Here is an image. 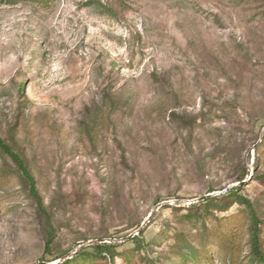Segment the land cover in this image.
I'll list each match as a JSON object with an SVG mask.
<instances>
[{
    "label": "rangeland",
    "instance_id": "obj_1",
    "mask_svg": "<svg viewBox=\"0 0 264 264\" xmlns=\"http://www.w3.org/2000/svg\"><path fill=\"white\" fill-rule=\"evenodd\" d=\"M263 128L264 0L0 2V264H260Z\"/></svg>",
    "mask_w": 264,
    "mask_h": 264
},
{
    "label": "trees",
    "instance_id": "obj_2",
    "mask_svg": "<svg viewBox=\"0 0 264 264\" xmlns=\"http://www.w3.org/2000/svg\"><path fill=\"white\" fill-rule=\"evenodd\" d=\"M22 1L41 2L42 0H0V2L2 4H5V5H16ZM0 149H2V151L4 153H6L11 158V160L17 165L23 179L27 182L29 194L35 199L36 205L39 208V210L42 211L43 209H42L41 199L36 192L33 178L30 176V174H29V172H28V170L24 164V161L19 157L18 154L12 152L1 141H0ZM245 174H246V170L244 171L243 176L239 179V181L243 180ZM211 192H213V191H211ZM237 192H238V189H229L225 192L224 195H221L220 197H207L204 200L199 201L197 204L198 205H204L205 207H208L214 201H217V200L222 201V200L226 199V200H230L233 203H238V204L244 205L245 207H250L249 202L246 199H244L243 197L239 196L237 194ZM224 207H227V205ZM252 230H253V233H252L253 254L255 256V259L260 264H264V254L262 253V251L260 249L259 240H258V236H257V230L258 229H257L256 224H253ZM137 240H138V238L133 237L131 240H129V242L136 243ZM48 244H49V240L46 242V245H45L46 248H48V246H49ZM90 248L93 249V251H95L96 253H104V252L108 251V248H110V246H108L106 244H102V245H92V246H90Z\"/></svg>",
    "mask_w": 264,
    "mask_h": 264
},
{
    "label": "water",
    "instance_id": "obj_3",
    "mask_svg": "<svg viewBox=\"0 0 264 264\" xmlns=\"http://www.w3.org/2000/svg\"><path fill=\"white\" fill-rule=\"evenodd\" d=\"M264 135V128H263V130H262V134H261V137ZM227 190H225V192H226ZM207 197H209V196H206V197H202V198H200L199 200L200 201H202V200H204L205 198H207Z\"/></svg>",
    "mask_w": 264,
    "mask_h": 264
}]
</instances>
